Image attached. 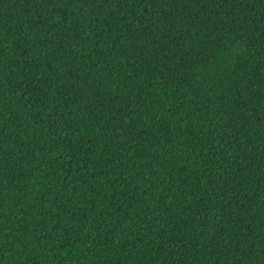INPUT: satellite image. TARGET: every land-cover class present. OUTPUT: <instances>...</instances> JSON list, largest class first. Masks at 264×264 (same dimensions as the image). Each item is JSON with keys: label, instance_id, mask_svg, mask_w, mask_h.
Instances as JSON below:
<instances>
[{"label": "trees", "instance_id": "obj_1", "mask_svg": "<svg viewBox=\"0 0 264 264\" xmlns=\"http://www.w3.org/2000/svg\"><path fill=\"white\" fill-rule=\"evenodd\" d=\"M0 264H264V0H0Z\"/></svg>", "mask_w": 264, "mask_h": 264}]
</instances>
